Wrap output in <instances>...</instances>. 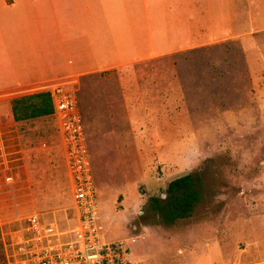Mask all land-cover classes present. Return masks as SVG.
<instances>
[{
  "label": "rangeland",
  "instance_id": "obj_1",
  "mask_svg": "<svg viewBox=\"0 0 264 264\" xmlns=\"http://www.w3.org/2000/svg\"><path fill=\"white\" fill-rule=\"evenodd\" d=\"M238 25L220 41L67 79L102 232L122 240L131 261L264 264V22ZM19 127L34 205L65 226L71 194L52 116ZM188 173L199 201L190 216L165 222L151 197L164 199L168 182Z\"/></svg>",
  "mask_w": 264,
  "mask_h": 264
},
{
  "label": "crops",
  "instance_id": "obj_2",
  "mask_svg": "<svg viewBox=\"0 0 264 264\" xmlns=\"http://www.w3.org/2000/svg\"><path fill=\"white\" fill-rule=\"evenodd\" d=\"M259 3L0 0V110L13 118L11 99L41 86L225 39L241 19L264 22Z\"/></svg>",
  "mask_w": 264,
  "mask_h": 264
},
{
  "label": "built area",
  "instance_id": "obj_3",
  "mask_svg": "<svg viewBox=\"0 0 264 264\" xmlns=\"http://www.w3.org/2000/svg\"><path fill=\"white\" fill-rule=\"evenodd\" d=\"M70 83L41 86L52 102L71 194L65 226L30 207L34 182L20 127L11 117L0 119V264H138L122 240H107L102 232L83 118Z\"/></svg>",
  "mask_w": 264,
  "mask_h": 264
},
{
  "label": "trees",
  "instance_id": "obj_4",
  "mask_svg": "<svg viewBox=\"0 0 264 264\" xmlns=\"http://www.w3.org/2000/svg\"><path fill=\"white\" fill-rule=\"evenodd\" d=\"M10 104L13 119L19 122L50 116L53 111L50 95L46 91L16 96L11 99ZM194 183L192 174H184L168 182L164 199L151 197L153 208L165 222L172 223L177 219L186 218L191 215L200 197L199 190L195 187ZM2 260L3 252L0 239V263Z\"/></svg>",
  "mask_w": 264,
  "mask_h": 264
}]
</instances>
